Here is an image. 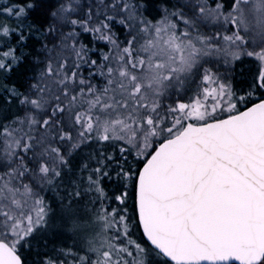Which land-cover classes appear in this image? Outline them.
Returning <instances> with one entry per match:
<instances>
[{
  "label": "snow or ice",
  "instance_id": "6c2138e0",
  "mask_svg": "<svg viewBox=\"0 0 264 264\" xmlns=\"http://www.w3.org/2000/svg\"><path fill=\"white\" fill-rule=\"evenodd\" d=\"M0 264H264V0H0Z\"/></svg>",
  "mask_w": 264,
  "mask_h": 264
}]
</instances>
